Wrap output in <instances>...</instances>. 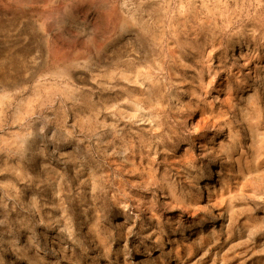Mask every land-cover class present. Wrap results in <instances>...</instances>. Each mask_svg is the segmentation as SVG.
Here are the masks:
<instances>
[{
    "label": "rangeland",
    "instance_id": "obj_1",
    "mask_svg": "<svg viewBox=\"0 0 264 264\" xmlns=\"http://www.w3.org/2000/svg\"><path fill=\"white\" fill-rule=\"evenodd\" d=\"M0 264H264V0H0Z\"/></svg>",
    "mask_w": 264,
    "mask_h": 264
}]
</instances>
